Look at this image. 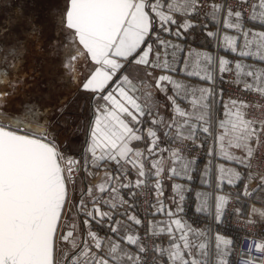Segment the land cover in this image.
I'll list each match as a JSON object with an SVG mask.
<instances>
[{
    "label": "snow or ice",
    "instance_id": "6c2138e0",
    "mask_svg": "<svg viewBox=\"0 0 264 264\" xmlns=\"http://www.w3.org/2000/svg\"><path fill=\"white\" fill-rule=\"evenodd\" d=\"M53 24L57 83L85 95L88 131L69 155L51 106L9 111L28 50L0 44V264H234L219 226L264 202V0H61ZM189 194L209 227L184 215ZM249 243L240 255H264Z\"/></svg>",
    "mask_w": 264,
    "mask_h": 264
},
{
    "label": "rangeland",
    "instance_id": "374dc122",
    "mask_svg": "<svg viewBox=\"0 0 264 264\" xmlns=\"http://www.w3.org/2000/svg\"><path fill=\"white\" fill-rule=\"evenodd\" d=\"M4 3H10L11 7H0V28L5 27L7 24L9 32L0 38V44L6 46L12 45L16 43L17 40L26 44L28 51L24 57L21 74L28 73L30 77L29 80L25 81L20 86L22 95L18 96L15 100H9L8 103L12 105V107L8 110L13 113H18L20 109L16 105L22 104L26 99L35 100L40 104L41 109L51 106L53 108L51 114L42 117V119L53 122L50 126V131L54 132L57 138L61 139L64 143L69 136H65V134L61 132L62 126L69 123L72 126L76 125L77 121L74 116L77 114L79 103L85 101V95L76 92L68 85L57 83V77L60 72L58 59L47 55L49 43L56 39L52 21L53 15H51V12L52 9L55 10L59 8L58 6L61 5V0H4ZM26 16H31L33 22L43 30L40 37L43 43L42 50H37V41L29 38V28L24 21V17ZM13 21H15V23H12ZM57 51H59V49H57ZM33 77L34 79H31ZM24 84L32 85L26 93L23 92ZM46 94H51V100L45 99ZM57 106L63 107L64 110L62 114L55 111V107ZM82 110H84V108ZM85 122V120H82L81 124H79L82 131L85 128ZM248 200L253 203L256 202L251 199ZM253 203L251 208L256 207L259 209ZM261 210H264V208H261ZM230 220L231 217L228 221V225L229 229L232 231L234 228L233 226H236L237 223L232 224ZM226 234H230L236 241V234L229 232H226Z\"/></svg>",
    "mask_w": 264,
    "mask_h": 264
},
{
    "label": "crops",
    "instance_id": "0c3cea01",
    "mask_svg": "<svg viewBox=\"0 0 264 264\" xmlns=\"http://www.w3.org/2000/svg\"><path fill=\"white\" fill-rule=\"evenodd\" d=\"M60 6L61 5H59L58 7H60ZM51 15H53V9H52ZM194 44L199 46V45L204 44V41H203L202 38L198 37L194 41ZM49 51H50V49H49ZM49 51H48L47 55H49ZM219 87H223V86H219ZM227 91L229 92V93H227V95L229 97L231 90L227 89ZM225 92H226V89H225ZM228 97H224L225 100H227ZM84 102L79 103V106H78V109H77V114L74 116L75 120L77 121L76 125L72 126L69 123L67 125L62 126V131L61 132L63 134H65V136H69V137L64 141V143H63V141L61 139H58L59 142H62V146L64 148H66L67 153L71 154V155H78L79 156L81 148H82L83 141H84V139H85V137L87 135V131H88V121H89V117H90V108H89L88 100L86 98H85ZM83 108H84V110H82ZM82 120L86 121L85 122V128H84L83 131L81 130L80 125H79V124H81ZM166 188H167V184H166ZM226 191H227V189H226ZM168 194L169 193L166 191V196ZM252 203L253 202L249 201V200H241L240 204L247 205V207H244V208L241 209V211L244 213V215L243 216H237V215H231L230 214L226 218L225 223L223 225L219 226V230L221 232L225 233V234H226V232H229V233H232V234H237V232L240 230L238 225L233 226L234 228L232 229V231L229 229L228 221H229L230 217H231L230 223H232V224L233 223H237L238 224L239 220H241L243 218H249L251 216L257 218L260 221H262V219L259 217V215H253L251 213ZM253 204L255 206H257L259 209L264 208V202H254ZM236 208H237V205L234 202L232 205H230L229 212L230 213L234 212ZM184 215L186 216V218L189 220V222L194 227L207 228V227L210 226L209 225V221L207 220L206 216L197 215L193 211V198H192L191 194H189L188 199L185 202V213H184ZM234 220H235V222H234ZM211 227L215 231L217 226L211 225ZM228 235H230V234H228Z\"/></svg>",
    "mask_w": 264,
    "mask_h": 264
},
{
    "label": "built area",
    "instance_id": "2783aa9c",
    "mask_svg": "<svg viewBox=\"0 0 264 264\" xmlns=\"http://www.w3.org/2000/svg\"><path fill=\"white\" fill-rule=\"evenodd\" d=\"M219 86H223L226 89L225 97H228L227 89H230V95H235L236 97H239L240 94L236 91L235 88L229 87L227 84H222ZM249 100H254V97H248ZM253 111L254 115H258V113H255ZM258 161H253V167L255 168ZM139 213L143 215L145 213V207L143 204V201L140 202V207L138 209ZM251 218L253 221H255L254 224L249 225L247 223L248 219ZM249 218H243L239 220V223L237 224L240 230L236 234V247L234 249L235 255L233 256V262L234 264H238L239 261L247 260L244 255H240V253H248L249 247H250V240L256 241V242H262L264 241V221H260L255 217H249ZM254 249V244L251 245ZM252 257L257 258L258 261L254 262L253 264H264V255L258 254L255 250H253Z\"/></svg>",
    "mask_w": 264,
    "mask_h": 264
},
{
    "label": "bare ground",
    "instance_id": "6f19581e",
    "mask_svg": "<svg viewBox=\"0 0 264 264\" xmlns=\"http://www.w3.org/2000/svg\"><path fill=\"white\" fill-rule=\"evenodd\" d=\"M245 256V258L247 259V260H249V259H252L254 262H256V261H258V259L257 258H254V257H249L248 255H244Z\"/></svg>",
    "mask_w": 264,
    "mask_h": 264
}]
</instances>
